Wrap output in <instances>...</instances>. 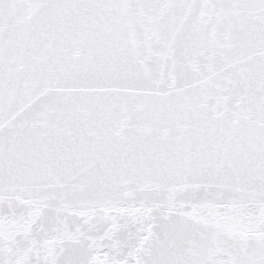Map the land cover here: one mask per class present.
Instances as JSON below:
<instances>
[{
    "label": "snow or ice",
    "instance_id": "snow-or-ice-1",
    "mask_svg": "<svg viewBox=\"0 0 264 264\" xmlns=\"http://www.w3.org/2000/svg\"><path fill=\"white\" fill-rule=\"evenodd\" d=\"M0 264H264V0H0Z\"/></svg>",
    "mask_w": 264,
    "mask_h": 264
}]
</instances>
